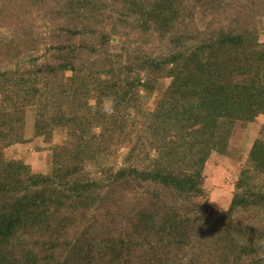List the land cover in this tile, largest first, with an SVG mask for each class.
<instances>
[{
    "label": "trees",
    "instance_id": "1",
    "mask_svg": "<svg viewBox=\"0 0 264 264\" xmlns=\"http://www.w3.org/2000/svg\"><path fill=\"white\" fill-rule=\"evenodd\" d=\"M139 1L135 7L131 1V11L118 10L120 20L109 25L137 30L136 42H161L159 55L119 46L116 60L112 34L94 35L106 22L101 7L93 0H59L52 11L66 19L61 28L67 33L54 36L73 38L52 47L43 69L1 72L0 146L11 139L1 129L20 131L24 108L32 106L36 136L52 139L65 129L68 139L54 149L51 175L0 155V264H264V236H256L250 220L264 212V185L254 177L264 173V137L254 143L227 209L207 203L203 176L210 156L226 150L235 125L264 115L258 36L264 0H214L221 2L215 8L211 0ZM25 2L31 9L54 1ZM246 3L251 18L241 21ZM207 11L216 16L201 30L196 18ZM79 34L96 43H81ZM164 79L170 84L150 110L144 101ZM237 86L253 88L254 97L236 98ZM89 90L100 95L96 112L87 103ZM106 101L111 114L100 107ZM136 123L140 128L120 166L99 154L111 148L110 136L115 140ZM196 128L173 169L149 170L150 150ZM89 165L100 176L90 178Z\"/></svg>",
    "mask_w": 264,
    "mask_h": 264
},
{
    "label": "rangeland",
    "instance_id": "2",
    "mask_svg": "<svg viewBox=\"0 0 264 264\" xmlns=\"http://www.w3.org/2000/svg\"><path fill=\"white\" fill-rule=\"evenodd\" d=\"M54 1L53 4L41 3L36 4L33 8L29 9L25 0H0V75L2 71H11L15 73H23L33 71L37 68L43 69L47 64L49 57L52 54V47L54 45H61L66 43V40L73 38L71 35L55 38L54 35L60 33L61 27L65 24L66 19L60 17L52 10L56 9L60 3L59 0ZM78 1V0H69ZM94 5L101 7L99 12H102L103 18L106 22L100 28H97V37L104 34L107 39L108 33L112 34L110 45L112 46V52L115 54V49L123 47L126 51L130 52H142L147 51L153 53L155 56L162 52L163 45L161 42L146 43L138 41L134 36H137V30L133 28H125L121 25L116 31L110 22L118 23L120 17L117 13L121 14L125 11H131V1L135 7L139 0H93ZM147 1V0H143ZM220 1L211 0L209 8H215L220 6ZM208 8V9H209ZM198 11H202L198 9ZM107 12L106 17L104 14ZM209 12L203 15L200 19L199 13L196 18L197 28L205 30L207 21L211 20L215 14ZM56 15V16H55ZM113 16V18H112ZM251 18L250 4L246 3L240 12L241 21H249ZM102 20V15L100 14ZM125 20H132V14L124 17ZM263 24L260 26L258 36L261 43H264V18H262ZM121 24V23H119ZM63 30V29H62ZM64 31V30H63ZM95 31V29H94ZM67 33L66 31H64ZM120 32L119 35L115 34ZM91 35V34H89ZM77 36L75 35V38ZM83 43L82 39L86 41L85 44L96 43L94 36H88L82 38L79 34L77 39ZM128 40V41H127ZM129 44L130 50L127 45ZM162 45V46H161ZM119 50V49H118ZM116 60H119L115 55ZM71 75L70 72L64 74V79L67 80ZM148 75L144 72L141 76ZM145 80V78H144ZM144 82V81H143ZM170 84V79L161 80V85L157 92H153L151 98H147L145 106L154 110L159 98L165 88ZM251 87L237 86L235 87L236 98H252L255 91L251 90ZM145 91L141 92L143 96ZM87 103L92 112H96L100 104V95L97 91L89 90L86 96ZM3 97L0 95V114L4 112L6 103H4ZM103 112L107 111L108 114L112 113L110 102L106 101L102 106ZM24 114L21 117V122L24 126L20 131L9 132L6 128H2L1 132L9 134L11 139L7 140L6 144L0 146V155L5 161H16L23 163L30 167V169L36 174L51 175L53 171V154L54 149L63 147L68 139V131L60 129L54 132L52 139H48L43 136L35 135V119L36 113L32 107H25ZM102 111V110H101ZM2 114L0 115V117ZM1 120V119H0ZM138 122V121H137ZM208 126V127H207ZM140 126L136 123L134 126L128 125L126 133L123 136L115 134V140L111 138V148L106 151H99V154L106 156L108 162L112 161L114 164L120 166L123 163L124 157L127 155L128 150L132 143H134L137 136V132ZM207 130L212 128L207 124ZM199 128L195 131H190L187 134L181 136L177 140L170 139L166 143L161 144V148L157 151H152L147 167L151 165L153 169H149L156 173L168 171L173 169L178 163L180 154H182L188 146H190V140L192 137L198 135ZM113 132V130H112ZM101 133L99 129H95L93 134L98 135ZM207 141H211L212 133H206ZM9 137V138H10ZM264 137V115L259 116L253 123L250 124H236L233 132L230 135L228 144L220 152L213 153L207 161L203 176H204V190L207 195V203L215 209L224 210L230 205L232 198L234 197L236 186L238 181L241 180L243 174L247 172L248 158L253 148L254 143ZM264 139V138H263ZM97 141V140H96ZM106 145V144H105ZM2 151V153H1ZM249 169V168H248ZM86 173L90 178L95 177L98 174L97 169L92 166H86ZM100 176V175H99ZM256 182H260L264 185V173L259 174L254 172ZM130 199V198H129ZM128 199V200H129ZM134 201V200H133ZM261 214V218L260 215ZM263 218V219H262ZM251 223L255 225L256 236L262 239L264 232V212L255 213L251 217Z\"/></svg>",
    "mask_w": 264,
    "mask_h": 264
}]
</instances>
